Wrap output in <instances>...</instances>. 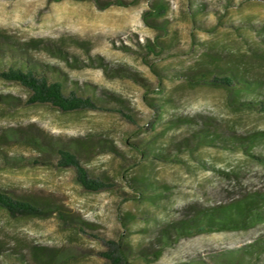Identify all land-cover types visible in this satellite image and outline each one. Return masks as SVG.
Instances as JSON below:
<instances>
[{
  "label": "rangeland",
  "instance_id": "rangeland-1",
  "mask_svg": "<svg viewBox=\"0 0 264 264\" xmlns=\"http://www.w3.org/2000/svg\"><path fill=\"white\" fill-rule=\"evenodd\" d=\"M0 50L101 105L26 106V89L0 79V190L50 209L0 207V264H109L117 246L121 264H264V221L175 231L264 195V110L252 104L264 101V0H0ZM232 72L260 86L225 85ZM59 146L114 186L85 191L54 165Z\"/></svg>",
  "mask_w": 264,
  "mask_h": 264
},
{
  "label": "trees",
  "instance_id": "trees-1",
  "mask_svg": "<svg viewBox=\"0 0 264 264\" xmlns=\"http://www.w3.org/2000/svg\"><path fill=\"white\" fill-rule=\"evenodd\" d=\"M165 7L166 4L163 1L155 3L154 6L158 11H164ZM147 15L148 11L144 12L145 19H147ZM200 77L205 81H217L211 80V75L208 72H203ZM0 79L16 83L26 89V106L49 105L65 113L101 108L100 102L94 96L80 92L78 85L69 86L66 76L56 71L55 68L36 62L29 57L18 55L15 51L3 52L0 50ZM221 79L225 85L239 89V91L242 89L255 91V88L260 86L259 81H252L234 72ZM252 104L259 105V108L264 110V101L252 102ZM124 117L129 121L136 122L135 117L130 113L124 112ZM226 143L228 140H224L225 147ZM57 154V158L53 160L54 165L57 168H73L76 173V181L85 191L99 192L114 186L112 181L95 176L69 149L59 146ZM0 207L13 214L20 212L29 216H38L42 212L50 210L1 190ZM47 207L49 208V206ZM259 221H264V195H251L227 206L205 210L193 220L182 222L175 228V231L180 236L203 230L241 229ZM159 254L157 253V255ZM127 255V251L119 246L104 254L109 264H121Z\"/></svg>",
  "mask_w": 264,
  "mask_h": 264
}]
</instances>
